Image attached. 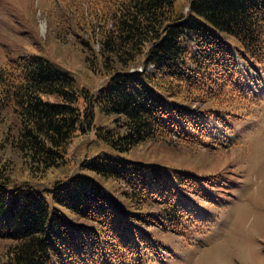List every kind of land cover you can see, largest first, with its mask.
<instances>
[{
  "label": "trees",
  "instance_id": "trees-1",
  "mask_svg": "<svg viewBox=\"0 0 264 264\" xmlns=\"http://www.w3.org/2000/svg\"><path fill=\"white\" fill-rule=\"evenodd\" d=\"M73 4L82 20L73 26L88 35L83 49L94 50L96 43V56L114 70L89 92L41 56L0 61V149L16 153L23 174L44 178L64 164L67 145L92 126L94 106L114 115L111 128L95 127V137L126 152L172 134L199 135L196 126L219 138L215 125L245 121L264 102V0ZM211 29L234 40L253 79ZM91 35L96 42H88ZM138 63L151 64L152 71H128ZM13 162L0 154V264H157L154 257L168 250L158 233H199L196 211L218 206L208 193L223 182L215 174L193 176L97 153L78 166L104 178L103 184L82 174L55 178L45 188L56 204L49 209L33 184L13 180L7 166ZM189 219L193 226L184 227Z\"/></svg>",
  "mask_w": 264,
  "mask_h": 264
},
{
  "label": "rangeland",
  "instance_id": "rangeland-1",
  "mask_svg": "<svg viewBox=\"0 0 264 264\" xmlns=\"http://www.w3.org/2000/svg\"><path fill=\"white\" fill-rule=\"evenodd\" d=\"M72 1L0 0V61L14 58L18 54H35L63 70L78 88L94 92L105 85L110 72L114 69L111 70L105 59L96 56V43L94 50L83 49L87 32L84 27L73 26L76 22L81 24L82 20H76L78 16L74 4L70 5ZM75 33L78 34L77 37ZM216 33L223 35L229 45L235 44L234 40L222 31ZM93 41L96 42V35L88 38L89 43ZM236 62L243 74L251 69L238 60ZM132 67L130 66L128 71H134ZM147 69L152 67L147 66ZM154 92L160 94L158 90ZM259 109V106L252 108L250 114L259 116L261 113ZM113 119L114 115L103 114L94 106L90 129L84 130L67 145L66 162L48 169L43 174L46 177H41L42 179L23 174L24 166H20L21 162L15 152L7 149L2 152L0 149V154L2 158L16 161V164L13 162L7 165L11 175L16 176L13 180L33 184L49 209L56 207V204L45 188L49 187L55 178L82 174L93 178L99 185L103 184L104 178L78 166L79 160L97 153L115 159L159 164L199 176L215 174L223 182L219 187L210 188L208 195L216 196L218 206L209 204L206 209L196 211L195 219L201 229L193 236L195 240L200 241L192 244L190 240L189 244L182 235L165 233L168 239L164 243L167 244L168 250L154 259L157 264H209L211 260L218 258L221 249H231L244 259L250 254L253 243L260 249V255L264 256V109L253 124V129L241 128L244 121L238 119L225 120L215 125L214 131L218 132L219 137L224 132L234 133L231 139L235 137V143L226 150L220 146L209 149L213 141L204 133L202 127L198 129L196 126L199 135L166 137L139 148L134 147L126 152H120L95 137V127L111 128L114 124ZM4 133L5 125L0 123V140ZM193 139L199 144L191 143ZM37 174L41 173L37 171ZM240 183L242 185L239 187ZM237 187L239 188L235 190ZM233 194L234 198L230 200ZM227 201L230 202L222 207ZM214 214L217 216L216 222ZM193 219L186 220L184 227H192ZM81 223L91 225L88 222ZM256 225L260 226L258 230H254ZM182 232L189 234L187 231ZM90 234L87 228L84 229L85 237L89 238ZM87 247L89 250L90 246ZM100 247L102 248L101 242ZM151 263L152 261L146 264ZM233 264H239V260L233 259Z\"/></svg>",
  "mask_w": 264,
  "mask_h": 264
},
{
  "label": "clouds",
  "instance_id": "clouds-1",
  "mask_svg": "<svg viewBox=\"0 0 264 264\" xmlns=\"http://www.w3.org/2000/svg\"><path fill=\"white\" fill-rule=\"evenodd\" d=\"M259 227V225L254 226V230H258ZM233 259L239 260V264H264V256L260 255V249L254 243L251 245L250 254L244 259L231 249H221L218 258H214L209 264H233Z\"/></svg>",
  "mask_w": 264,
  "mask_h": 264
}]
</instances>
